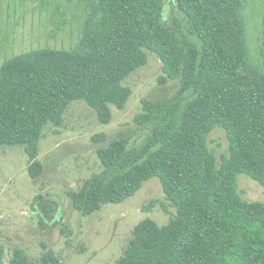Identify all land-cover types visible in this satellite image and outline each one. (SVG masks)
Here are the masks:
<instances>
[{
	"label": "trees",
	"instance_id": "obj_1",
	"mask_svg": "<svg viewBox=\"0 0 264 264\" xmlns=\"http://www.w3.org/2000/svg\"><path fill=\"white\" fill-rule=\"evenodd\" d=\"M83 2L89 14L75 50H34L1 67L0 148L24 147L29 173L39 177L44 129L61 125L76 100L108 123L111 105L122 108L131 94L124 80L150 50L163 63L160 81L178 80L179 93L163 105L143 101L135 122L154 126L143 147L115 140L98 149L106 170L71 193L75 209L90 215L158 177L176 217L140 221L118 264H264V201L244 198L238 187L243 173L264 186V42L253 56L247 0H177L187 30L177 18L164 24V0ZM216 127L229 140L220 162L209 147ZM9 264L34 263L17 248ZM43 264H58L52 251Z\"/></svg>",
	"mask_w": 264,
	"mask_h": 264
},
{
	"label": "rangeland",
	"instance_id": "obj_2",
	"mask_svg": "<svg viewBox=\"0 0 264 264\" xmlns=\"http://www.w3.org/2000/svg\"><path fill=\"white\" fill-rule=\"evenodd\" d=\"M88 14L83 0H0V69L8 60L34 50H75ZM245 14L250 48L257 57L264 42V0H247ZM175 18L187 30L177 0H164V24L171 27ZM147 56L146 64L124 80L131 94L122 108L111 105L108 123L86 101L76 100L61 125L44 129L39 177L30 175L24 147L0 148V264H9L17 248L34 264H43L48 251L58 264H118L140 221L151 218L165 225L176 217L158 177L125 201L104 204L90 215L75 209L71 199L87 180L105 172L100 147L115 140H125L128 150L143 147L154 128L135 122L143 101L163 105L178 95L179 81L161 82L162 60L150 50ZM183 95L185 106L192 93ZM99 133L105 140L96 142L93 136ZM209 147L218 162L228 154L229 140L222 127L210 133ZM238 187L244 198L264 201V186L249 175L238 176ZM154 200L156 205L146 210Z\"/></svg>",
	"mask_w": 264,
	"mask_h": 264
}]
</instances>
